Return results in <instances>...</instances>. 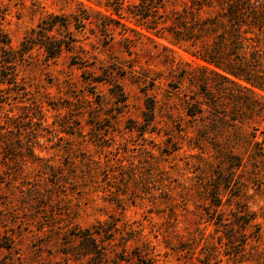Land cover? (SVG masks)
Wrapping results in <instances>:
<instances>
[{
    "label": "rangeland",
    "instance_id": "1",
    "mask_svg": "<svg viewBox=\"0 0 264 264\" xmlns=\"http://www.w3.org/2000/svg\"><path fill=\"white\" fill-rule=\"evenodd\" d=\"M191 5L0 0V35L17 51L34 39L24 61L2 73L15 83L0 82V127L11 142L0 152V264L64 262L68 233L114 220L136 232L125 251L140 264H264V117L237 135L224 108L187 114L186 97L201 89L190 75L237 94L201 73L190 45L172 42L174 20ZM44 35L65 41L59 57H47ZM148 98L156 118L145 127ZM31 144L34 163L14 162ZM226 154L244 167L233 170ZM220 182L226 205L216 209L211 189ZM54 211L62 214L54 229L42 228Z\"/></svg>",
    "mask_w": 264,
    "mask_h": 264
},
{
    "label": "trees",
    "instance_id": "2",
    "mask_svg": "<svg viewBox=\"0 0 264 264\" xmlns=\"http://www.w3.org/2000/svg\"><path fill=\"white\" fill-rule=\"evenodd\" d=\"M117 1L122 2L123 0ZM191 3V7L173 22V29L170 31L172 42L190 45L193 48L192 55L203 63L199 67L201 73L224 80L235 87L237 94L232 95L227 88L221 85H217L219 86H216L217 88L211 87L207 84L209 83L207 79L201 77L198 80L195 76L190 75L186 78H190V81L198 88L201 86V89L186 97L185 110L193 120H197L206 114L214 116L218 109L224 108L225 119L231 118V121L235 122L237 126L235 133L241 135L239 127L254 124L256 121H253L255 120L253 118L256 116L264 117V97L258 93V91L264 92V0H191ZM41 27L43 33L46 34V31L53 28V24L47 23L46 26L42 24ZM40 40V44L48 53V58L59 57L63 47L66 46L65 41L57 40L53 36L44 35ZM33 43L34 39L29 37L26 42L24 41L23 49L17 51L12 47L6 35H0V82L2 84L15 83V81L13 83L9 81L7 76L3 77L2 73L4 70L15 69L19 63L23 62L24 50ZM68 47L72 48L70 43ZM9 74L12 76L14 73ZM199 82H203V87ZM214 90L216 93L226 96V99L231 102L230 109L226 104L224 105V102L219 103ZM245 93L254 100H245ZM155 113V101L148 98L146 109L143 111L145 127L154 124ZM2 131L0 127V152L5 150L4 146L8 145L9 147L11 144L8 136ZM19 131L21 132V129ZM14 137L19 142L23 140L22 137ZM16 144L14 143V147ZM27 151L29 155L26 156L14 153L13 161L24 160L27 157L34 163L36 160L34 145H27ZM225 156L227 161L230 158L236 160L237 163L232 167L233 170L244 167L240 155L226 154ZM55 185L60 186L58 183ZM221 186L220 182L213 186L214 189H211L212 197L215 198L213 206L216 209L226 205L223 201L225 192L222 191ZM46 191L53 192L51 189ZM59 200L58 202H61L63 199L59 197ZM59 215L54 211L52 219H48L47 223H41L44 226L42 228H49L52 231L55 227L53 223ZM114 221L115 223L97 222L84 229L76 228L72 233H68L70 241L61 247L66 257L64 262L47 261L41 264H71V262L73 264H140L135 261L134 257L128 256L125 251L128 242L125 236L136 232L128 233L127 224H123L126 229L118 228L119 220ZM241 222L238 221V223ZM238 236L239 234L233 235L229 241L236 242ZM119 248H123L122 251ZM240 255L241 251H234L232 254L234 257Z\"/></svg>",
    "mask_w": 264,
    "mask_h": 264
}]
</instances>
